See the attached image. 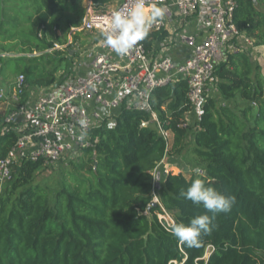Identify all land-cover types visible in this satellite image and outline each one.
<instances>
[{"label":"trees","instance_id":"obj_1","mask_svg":"<svg viewBox=\"0 0 264 264\" xmlns=\"http://www.w3.org/2000/svg\"><path fill=\"white\" fill-rule=\"evenodd\" d=\"M113 0H93L97 9ZM264 6V0H259ZM83 0H0V80L11 92L25 76V100L31 87L52 84L47 68L52 53L7 58L5 53L34 54L56 44L59 29L79 25ZM235 20L250 24L257 44L264 45V11L254 0H239ZM163 32L160 38H164ZM235 65L231 82L217 80L225 99L248 102L239 111L218 106L208 96L192 130L185 122L191 110L188 83L156 89L153 110L170 131L167 140L154 127L151 112L123 106L114 127L96 130L97 142L83 148L62 172L60 188L36 183L49 165L24 161L13 171L12 182L0 194V264H264V79L253 81L255 68L247 53L230 55L219 67ZM15 77L13 80L12 78ZM219 78V77H218ZM61 83V82H60ZM0 99V158L17 140L4 133L7 111ZM164 106L166 108H164ZM192 131V132H191ZM192 133L199 168L187 176L169 169L153 204V170L167 156L183 155ZM198 173V174H197ZM195 179L235 196L231 211L215 214L213 231L199 248L180 244L160 221L165 209L175 224H188L203 214L212 216L182 193ZM148 213L152 216H148ZM212 246L208 260L204 259Z\"/></svg>","mask_w":264,"mask_h":264},{"label":"built area","instance_id":"obj_2","mask_svg":"<svg viewBox=\"0 0 264 264\" xmlns=\"http://www.w3.org/2000/svg\"><path fill=\"white\" fill-rule=\"evenodd\" d=\"M150 2L166 6L167 14L162 22L151 27L148 37L170 32L174 26L171 41L186 52L181 62L169 54H155L147 46L148 37L123 57L103 44L102 32L109 30L113 13L127 11L133 5V0H120L112 6L90 9L84 17L83 29L100 37L88 72L75 73L50 88L26 89L29 95L25 100L23 74L16 78L11 92L8 87L2 90L1 106L7 111L2 131H14L18 136L0 158V194L2 186L13 178L14 168L24 161L56 165L78 158L83 148L96 144V130L115 126L123 106L150 111L161 134L170 140V131L163 127L152 107L156 89L186 80L190 111L200 117L209 90L217 85L218 64L230 55L264 49L250 32V24L244 27L237 24L235 12L239 0ZM81 119L88 121L83 142L77 139L82 132ZM158 217L168 230L174 225L173 217L165 209ZM212 248L208 247L204 259L209 258ZM183 263L172 260L169 264Z\"/></svg>","mask_w":264,"mask_h":264},{"label":"rangeland","instance_id":"obj_3","mask_svg":"<svg viewBox=\"0 0 264 264\" xmlns=\"http://www.w3.org/2000/svg\"><path fill=\"white\" fill-rule=\"evenodd\" d=\"M255 6L264 11V6L259 0H254ZM82 5L84 7V16L82 17L79 25L71 26L70 28L59 29L57 31L55 41L56 44L53 48L47 51H37L34 54H22V53H5V57L7 58H16L21 56L31 57L34 55L40 54H48L52 53L54 57H56V61L47 64V68L52 73V78L55 80L52 84L41 83L39 86L42 88H50L55 84L65 81L71 75L77 73V67L83 63L84 65L91 64V60L93 54L98 51V47L94 48L100 40V37L95 32H88L83 29V21L88 10H98L95 7L93 0H83ZM100 9V8H99ZM251 60L253 67L255 68V72L251 75L253 81H257L258 79H264V49L257 48L255 53L251 52ZM223 63V62H222ZM222 63L218 64L219 67ZM76 68V69H75ZM235 65L231 63L225 64L223 73L226 74V77L220 78L218 74L219 81H227L231 82L234 78ZM13 80L15 77L12 78ZM7 85L6 82L0 80V94L2 90ZM33 88V87H32ZM31 91H38L37 88H33ZM208 96L214 97L218 106L227 104L231 107H234L236 110H240L246 105L248 102L241 99L240 97H236L235 99H225L222 95L221 91L218 88V85H214L208 92ZM164 108H166L164 106ZM185 114V122L192 130H195L196 124L198 122V114L196 113ZM158 114V113H157ZM159 117V115H158ZM161 120V118L159 117ZM162 122V121H161ZM157 127L156 123L153 125ZM192 132V131H191ZM189 132L188 138V146L183 155L180 156H167L159 165L158 168L153 170V181H154V191H153V204L158 202L157 192L164 178V174L172 169L174 171H182L187 176L190 175V171L193 168H199V161L197 155L193 150V140L192 133ZM169 139L172 138V134ZM77 157L74 158L76 160ZM71 162L65 161L56 165H49L45 167L42 171H40L35 179L36 183H41L50 187L52 192H56L60 188L62 172L66 169H70ZM198 174V173H197ZM12 182L5 183L1 192L4 193L6 188L11 185ZM148 216L151 218L152 216L148 213Z\"/></svg>","mask_w":264,"mask_h":264},{"label":"clouds","instance_id":"obj_4","mask_svg":"<svg viewBox=\"0 0 264 264\" xmlns=\"http://www.w3.org/2000/svg\"><path fill=\"white\" fill-rule=\"evenodd\" d=\"M166 14V6L150 0H133L132 7L127 11L113 13L109 30L102 32L103 44L117 56L123 57L139 46L140 42L148 37L151 27L162 22ZM79 124L82 132L77 139L83 142L87 138L88 121L81 119ZM182 195L195 205L213 213L212 216L203 214L194 217L188 224H175L171 229L172 235L180 244L187 248H199L202 245V237L212 234L215 214L231 211L236 198L206 185L202 179H195Z\"/></svg>","mask_w":264,"mask_h":264},{"label":"crops","instance_id":"obj_5","mask_svg":"<svg viewBox=\"0 0 264 264\" xmlns=\"http://www.w3.org/2000/svg\"><path fill=\"white\" fill-rule=\"evenodd\" d=\"M120 0H113L110 5H114L117 4ZM192 30H197L195 27H192ZM175 31V27H171V31H167V36H165L164 38H160V35H150L147 38V46L149 47L150 50H152L155 54H169L171 55L177 62H181L183 60V56L186 54L185 50L180 48L179 46L173 44V41H171V34ZM95 47H98V43H95ZM99 49V48H98ZM255 53V51H254ZM249 56L251 55V53L248 54ZM251 58V57H250ZM252 62V60H251ZM78 67H77V73H84V72H88L90 70V65H87V63L84 65L83 63L81 64V66H79V63L77 62ZM76 69V68H75ZM7 87V85H5V88ZM33 88H37V90H42V89H46L42 88L41 86L37 85L34 86ZM189 113V112H187ZM190 113H195V111H190ZM199 115H198V119H199ZM162 162V161H161ZM161 162L158 164L157 168L159 167V165L161 164ZM156 169V168H155ZM164 179V178H163Z\"/></svg>","mask_w":264,"mask_h":264},{"label":"water","instance_id":"obj_6","mask_svg":"<svg viewBox=\"0 0 264 264\" xmlns=\"http://www.w3.org/2000/svg\"><path fill=\"white\" fill-rule=\"evenodd\" d=\"M209 257H210V255H209Z\"/></svg>","mask_w":264,"mask_h":264}]
</instances>
